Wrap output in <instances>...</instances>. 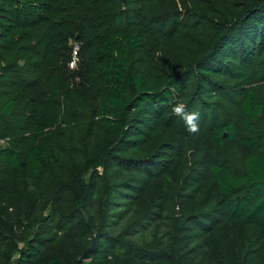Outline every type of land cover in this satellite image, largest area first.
I'll return each mask as SVG.
<instances>
[{
  "label": "trees",
  "instance_id": "obj_1",
  "mask_svg": "<svg viewBox=\"0 0 264 264\" xmlns=\"http://www.w3.org/2000/svg\"><path fill=\"white\" fill-rule=\"evenodd\" d=\"M0 264H264V0H0Z\"/></svg>",
  "mask_w": 264,
  "mask_h": 264
},
{
  "label": "clouds",
  "instance_id": "obj_2",
  "mask_svg": "<svg viewBox=\"0 0 264 264\" xmlns=\"http://www.w3.org/2000/svg\"><path fill=\"white\" fill-rule=\"evenodd\" d=\"M172 113L184 121L186 129L191 134L200 131L201 113L198 109L188 110L187 105L183 101H178L171 108Z\"/></svg>",
  "mask_w": 264,
  "mask_h": 264
},
{
  "label": "water",
  "instance_id": "obj_3",
  "mask_svg": "<svg viewBox=\"0 0 264 264\" xmlns=\"http://www.w3.org/2000/svg\"><path fill=\"white\" fill-rule=\"evenodd\" d=\"M94 246H95V243H93L90 247H88V248L84 251V253H83V255H82V260H87V259L90 258V256H91V252H92Z\"/></svg>",
  "mask_w": 264,
  "mask_h": 264
},
{
  "label": "built area",
  "instance_id": "obj_4",
  "mask_svg": "<svg viewBox=\"0 0 264 264\" xmlns=\"http://www.w3.org/2000/svg\"><path fill=\"white\" fill-rule=\"evenodd\" d=\"M78 47H76L75 51H74V58H73V61L70 63L71 66H74L76 64V61H77V50Z\"/></svg>",
  "mask_w": 264,
  "mask_h": 264
},
{
  "label": "rangeland",
  "instance_id": "obj_5",
  "mask_svg": "<svg viewBox=\"0 0 264 264\" xmlns=\"http://www.w3.org/2000/svg\"><path fill=\"white\" fill-rule=\"evenodd\" d=\"M76 62H77V61H76ZM75 65H76V64H75ZM75 65H74V66H71V65H70V67H71V68H74V67H75Z\"/></svg>",
  "mask_w": 264,
  "mask_h": 264
}]
</instances>
